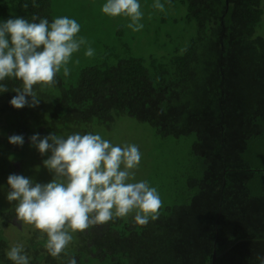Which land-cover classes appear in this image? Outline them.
<instances>
[{
	"label": "trees",
	"instance_id": "trees-1",
	"mask_svg": "<svg viewBox=\"0 0 264 264\" xmlns=\"http://www.w3.org/2000/svg\"><path fill=\"white\" fill-rule=\"evenodd\" d=\"M177 4L185 11L178 20L172 16V24L187 26L180 30L182 41L173 44L168 33L170 47L162 44L165 54L159 56H129L126 46L116 54L101 50L80 71L76 85L64 87L57 75L51 87L59 94L53 99L42 90L48 86H34L50 105L42 114L37 113L42 108L10 105L21 81L0 82L9 88L0 93V146L13 151L19 149L8 141L13 134L31 145L29 137L37 133L43 137L90 123L107 126L122 116L149 125L161 137H194L190 158L196 175L186 180L183 202L159 211L146 226L135 224L133 217L115 218L76 232L60 258L46 251V236L40 239L32 226L24 245L29 264H65L68 257L77 264H260L264 170L250 168L245 154L264 133V0L165 2ZM52 13L51 0H0L3 20L19 16L31 21L36 15L51 22ZM168 17L161 16V28L174 27ZM13 162H20L21 172L30 177L22 161ZM5 173L8 178L13 171ZM15 204L8 202L9 210L0 211L2 227L16 228L10 223ZM1 226L0 264H13L6 257L9 244Z\"/></svg>",
	"mask_w": 264,
	"mask_h": 264
},
{
	"label": "clouds",
	"instance_id": "clouds-1",
	"mask_svg": "<svg viewBox=\"0 0 264 264\" xmlns=\"http://www.w3.org/2000/svg\"><path fill=\"white\" fill-rule=\"evenodd\" d=\"M152 7L165 10L160 0H155ZM100 10L109 17L128 18L127 27L134 32L144 27L139 0H106ZM80 30V24L68 16L51 22L36 15L31 21L19 16L0 19V82L21 81V86L12 90L16 93L9 102L12 107L38 106L40 99L34 86L55 85L61 71L65 77L70 75L68 65L82 46H86L85 56L95 55L87 38L78 35ZM8 91L7 84L0 83V93ZM29 140L42 156L50 153L43 166L52 173V179L39 183L24 175L10 174L6 199L16 202L18 221L39 230L40 239L46 236L44 248L52 257L60 258L65 253L73 233L95 225L133 213L134 223L140 226L158 219L163 202L157 188L146 180L133 182V170L142 158L137 145H114L91 132L67 137L55 133L41 137L37 133ZM8 141L22 146L24 137L13 134ZM6 257L13 264H29L30 259L22 243L11 245ZM257 259L264 264V256ZM65 264L77 261L68 257Z\"/></svg>",
	"mask_w": 264,
	"mask_h": 264
},
{
	"label": "rangeland",
	"instance_id": "rangeland-1",
	"mask_svg": "<svg viewBox=\"0 0 264 264\" xmlns=\"http://www.w3.org/2000/svg\"><path fill=\"white\" fill-rule=\"evenodd\" d=\"M166 1L160 0L164 5ZM51 2L53 19L61 16L75 19L81 26L78 35L87 38L90 46L95 50L93 57L84 55L86 46H82L77 53L73 54L68 65L70 75L65 77L63 71L57 74L64 87L76 85L80 71L92 65L98 59L101 50L105 48L116 54L121 53L123 46H126L128 49L127 55L129 56H159L165 54L161 45L167 43L165 45L170 47L169 44H171L173 38L175 40L173 44L182 41L180 30L187 27L183 22L172 24V18L178 20L185 11L178 4L177 6L165 5V10L160 11L152 7L155 0H139L141 11L144 13L140 22L144 27L142 30L134 32L127 27L130 22L128 18L123 16L113 18L101 12L100 9L106 0H51ZM162 15L169 16L167 18L168 24L174 27L161 28V26H164L160 25ZM263 21L264 17L262 18ZM158 27L161 28V31L157 37L156 29ZM260 32L259 29L258 33ZM168 33L173 34L171 41L166 38ZM123 56H126L125 53ZM42 90H44L45 96H52L47 97L50 100L54 98L53 96L59 94V89L51 86L42 87ZM38 98L40 103L36 108L42 109L41 112L37 111V113L42 114L43 109L45 108L46 111L47 108H50V105L46 99ZM77 132L81 134L98 133L114 145H137L142 158L139 166L133 170L135 172L133 182L146 180L150 186L157 188L163 202L159 211L183 202L184 191L187 189L186 180L190 174L196 175L195 172H192L194 162L190 158L194 137L179 139L161 137L149 125L128 116L116 118L114 122L107 126L96 123L81 124L77 129L67 126L57 135L67 137ZM10 145L19 149L13 151L12 148H8V145L4 146L3 144L0 146V211H3V213L9 210L6 199L8 185L5 171L10 169L13 161H22L23 167L31 171L30 178L34 182L47 183L52 179V173L43 166V160L47 159L50 153L42 156L35 147L25 143L22 146ZM249 150L245 154V160L249 167L264 170V133L258 139H254L249 143ZM133 216L134 213L123 219H129ZM33 231L32 225L28 224H24L23 230H18L11 225L2 227V234L9 247L15 243L27 244L26 240L32 237ZM75 236L76 233H73V240Z\"/></svg>",
	"mask_w": 264,
	"mask_h": 264
},
{
	"label": "flooded vegetation",
	"instance_id": "flooded-vegetation-1",
	"mask_svg": "<svg viewBox=\"0 0 264 264\" xmlns=\"http://www.w3.org/2000/svg\"><path fill=\"white\" fill-rule=\"evenodd\" d=\"M10 170L12 169V174H18V175H25V173L21 172L20 162H13L11 165ZM10 223L16 226L18 229H22L23 222H20L16 219V216L12 217L10 220Z\"/></svg>",
	"mask_w": 264,
	"mask_h": 264
},
{
	"label": "water",
	"instance_id": "water-1",
	"mask_svg": "<svg viewBox=\"0 0 264 264\" xmlns=\"http://www.w3.org/2000/svg\"><path fill=\"white\" fill-rule=\"evenodd\" d=\"M215 260V254L213 255V261Z\"/></svg>",
	"mask_w": 264,
	"mask_h": 264
}]
</instances>
